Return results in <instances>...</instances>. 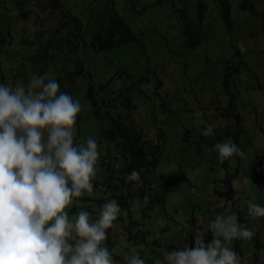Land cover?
I'll use <instances>...</instances> for the list:
<instances>
[{"label":"rangeland","instance_id":"1","mask_svg":"<svg viewBox=\"0 0 264 264\" xmlns=\"http://www.w3.org/2000/svg\"><path fill=\"white\" fill-rule=\"evenodd\" d=\"M3 1L6 7L17 6L14 0H0V7ZM34 1L27 0L29 5ZM114 1L125 21L136 31L142 30L140 38L146 52L141 54L134 47L117 48L108 57L105 55L109 62L105 59L106 63L99 66L106 68L104 76L120 75L119 81L107 88L109 92L134 83L130 94L135 109L121 113L128 114L141 130L147 150L154 151L159 144L157 153L150 156L154 169L147 179L152 184L143 186L147 192L150 187L148 194L123 205L107 230L103 243L113 253L114 264H122L123 256L130 253H138L145 264H151L152 258L167 249L186 244L191 248V232L197 230L207 242L211 239L208 223L216 215L232 212L237 214L238 222L255 230L252 239L234 240L229 245L240 264H264V217L248 218L245 203L252 200L264 206V0H246V9L241 8L245 0H225L229 4L230 26L223 18L221 0H203L208 12L202 43L196 48L184 45L183 22L172 7L178 9L197 0H158L149 9L147 4L157 0ZM61 2L62 10L68 14L66 19L76 18L83 23L92 10L101 7L99 0ZM190 11L194 15L193 8ZM35 20L39 19L33 13L32 18L17 22L11 29L13 40L0 54V82L26 83L33 73L39 74L41 65L34 63L32 67L26 58L37 49L20 44L21 29L40 22ZM56 20V16L54 20L52 17L51 26ZM84 52L80 50L79 55L83 57ZM138 54L140 60L135 62L133 57ZM86 64L91 65L92 73H99L89 58ZM126 67L128 72H137L132 77L126 75L121 71ZM45 72L55 79L59 75L52 68L46 67ZM142 76L144 81L136 84ZM60 80L59 90L71 94L82 105L75 140L83 142L91 136L98 143L100 155L97 174L92 179L93 191L77 198L71 210L82 207L94 220L105 200L120 196L121 187L117 185L124 175L126 160L114 144L100 138L99 125L103 121L94 116L85 97V80L78 79L74 84ZM208 124L214 125L213 133L202 136ZM226 140L236 143L243 155L218 161L213 145ZM162 195L166 197L164 203L160 201Z\"/></svg>","mask_w":264,"mask_h":264},{"label":"clouds","instance_id":"2","mask_svg":"<svg viewBox=\"0 0 264 264\" xmlns=\"http://www.w3.org/2000/svg\"><path fill=\"white\" fill-rule=\"evenodd\" d=\"M59 88L49 72L33 73L26 83L0 82V264H114L103 242L120 213L117 201L105 200L94 220L82 207L71 211L77 198L92 193L100 153L95 138L75 140L82 105ZM213 127L201 135H211ZM213 150L221 162L243 155L230 140ZM137 178L133 169L124 182ZM245 203L248 218L264 217V206ZM207 228V242L193 231L191 248L167 249L151 264H240L229 245L252 239L255 230L238 222L235 212L216 215ZM122 264L145 260L130 253Z\"/></svg>","mask_w":264,"mask_h":264},{"label":"trees","instance_id":"3","mask_svg":"<svg viewBox=\"0 0 264 264\" xmlns=\"http://www.w3.org/2000/svg\"><path fill=\"white\" fill-rule=\"evenodd\" d=\"M139 1V0H135ZM99 10H92L88 20L83 23L76 18L66 19L68 14L62 10L61 0H35L32 5H29L27 0H14L17 6L6 7V2L3 1L0 7V54L7 49V46L12 42L11 29L14 28L17 22L26 21L32 18V14L38 17L40 21L34 24L33 27L26 26L21 29L22 40L20 44L23 46H33L37 53H31L26 57L32 67L35 64H40L38 73H44L47 69H54L60 82L61 78L66 83L74 84L78 79H84L86 84L85 97L93 108L94 116L103 121L99 125V136L106 142L115 145L121 151L122 156L126 160L124 175L118 179L121 194L115 199L118 205L122 208L137 197H144L148 194L143 186L151 185L147 174L153 171L154 160L150 156L157 153L159 144L155 145L154 151L147 150L141 130L135 127V124L130 120L128 114H123L121 111H131L135 109L133 97L130 94L134 83L130 86L116 87L110 92L107 88L114 81L118 82L119 73L104 76L106 68L101 69L99 65L109 62L105 55L111 53L117 48L128 47L133 48L142 53L146 52V46L140 38L143 35L142 30L136 31L123 18L116 7L114 0H99ZM160 1L147 4L149 9L155 6ZM26 4L29 7H26ZM133 3L132 6H134ZM193 5V6H192ZM248 3L246 0L241 4L242 9H246ZM189 6V7H188ZM192 6V7H191ZM222 15L227 24L230 26L229 4L225 0H221ZM250 12L255 15L256 12L252 5ZM129 8V6L127 7ZM193 8L194 15H191ZM37 9L39 12H37ZM171 10V9H170ZM173 12L179 14V19L183 22L182 36L184 45L187 48H196L202 43V28L205 16L208 12V5L203 0H197L190 5H183L178 9L172 7ZM57 18V23L51 26L52 17ZM21 44V45H22ZM82 44V45H81ZM80 50H84L83 57L79 55ZM85 53H88V58L93 66V69H100L99 73H92L91 65L86 64ZM18 55L16 52L15 56ZM14 56V57H15ZM95 59L92 60V57ZM140 54L133 58L140 60ZM106 59V61H105ZM86 60V61H85ZM35 63V64H34ZM88 65L87 68L85 66ZM106 67V66H105ZM92 69V71H93ZM127 67L121 71L126 75L133 76L137 71L128 72ZM60 71V72H58ZM94 74V75H93ZM54 75V76H56ZM96 78V80L94 79ZM144 77L136 80V84L144 81ZM4 79H2L3 81ZM98 80V81H97ZM122 81V80H120ZM126 84V83H124ZM98 89V90H97ZM76 91V87L72 89ZM126 115V116H125ZM236 118L239 120V116ZM159 135L162 140V132L160 129ZM135 169L138 173V178L135 182L125 184V173ZM140 185V187H138ZM116 186V187H117ZM166 197L162 195L160 201L165 202Z\"/></svg>","mask_w":264,"mask_h":264}]
</instances>
